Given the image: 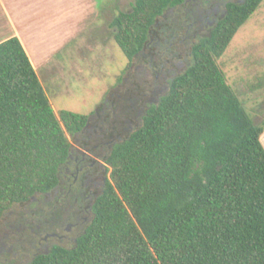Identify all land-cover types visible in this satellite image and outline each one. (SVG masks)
Returning <instances> with one entry per match:
<instances>
[{"label":"trees","instance_id":"16d2710c","mask_svg":"<svg viewBox=\"0 0 264 264\" xmlns=\"http://www.w3.org/2000/svg\"><path fill=\"white\" fill-rule=\"evenodd\" d=\"M183 0H135L112 21L128 58ZM264 0L228 1L191 64L139 126L105 153L107 177L74 246L18 264H264V124L219 63ZM97 110L93 113L95 114ZM91 116L54 110L21 40L0 43V222L60 186Z\"/></svg>","mask_w":264,"mask_h":264},{"label":"rangeland","instance_id":"374dc122","mask_svg":"<svg viewBox=\"0 0 264 264\" xmlns=\"http://www.w3.org/2000/svg\"><path fill=\"white\" fill-rule=\"evenodd\" d=\"M228 1L241 0H183L168 8L155 24L147 48L129 68L114 40L112 21L120 11L131 10L135 0L41 3L40 21L26 25L22 34L56 113L70 110L91 116L83 132L68 134L75 153L85 150L83 143L90 138L95 145L101 137L99 151L106 153L109 142L135 130L146 110L168 92L170 81L191 64L192 45L209 34ZM219 63L251 117L264 124V2L239 29ZM261 141L264 146V134ZM64 172L57 191L5 213L0 222V264L29 262L54 245L72 247L84 232L91 221L85 211L87 193L79 183L71 185L73 176Z\"/></svg>","mask_w":264,"mask_h":264},{"label":"flooded vegetation","instance_id":"af4514ba","mask_svg":"<svg viewBox=\"0 0 264 264\" xmlns=\"http://www.w3.org/2000/svg\"><path fill=\"white\" fill-rule=\"evenodd\" d=\"M100 131V129H98ZM98 131V132H99ZM100 136H104L105 133L99 132ZM100 142L95 145L91 144L92 138L83 143L85 150H81L80 153L73 152L71 160L66 164L64 176H73V182L71 185L77 183L83 188L86 195L85 211L93 216V206L98 193L102 190L107 177L105 176L107 164L103 161L104 152H100ZM116 140H112L108 143V150L112 149ZM59 187L53 191H57ZM51 193V192H50ZM89 217H85L87 223Z\"/></svg>","mask_w":264,"mask_h":264},{"label":"crops","instance_id":"0c3cea01","mask_svg":"<svg viewBox=\"0 0 264 264\" xmlns=\"http://www.w3.org/2000/svg\"><path fill=\"white\" fill-rule=\"evenodd\" d=\"M46 1L0 0V43L11 37H18L25 47L34 67V61L25 45L22 31L26 25H33L35 22L40 21V5Z\"/></svg>","mask_w":264,"mask_h":264}]
</instances>
